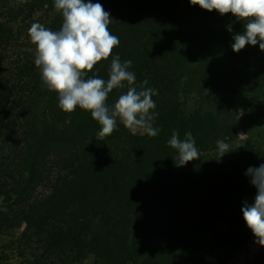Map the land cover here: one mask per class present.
<instances>
[{"label": "rangeland", "instance_id": "374dc122", "mask_svg": "<svg viewBox=\"0 0 264 264\" xmlns=\"http://www.w3.org/2000/svg\"><path fill=\"white\" fill-rule=\"evenodd\" d=\"M168 1L91 0L102 4L112 23L131 30L119 38L124 44L134 45L130 59L140 55L138 60L142 62L144 53L150 59L160 55L170 71L164 77L166 83L158 86L159 101L151 110L158 113L153 126L160 132L155 137L143 131L133 135L117 120L113 133L99 140L101 126L90 112L79 110L83 126L76 130L74 138L80 139L85 160L97 153L111 168L107 173L113 179L124 178L113 191L92 179L77 197L65 201L51 198L54 173L47 164L52 153L42 151L41 171L33 175L34 141L17 137L25 121L17 115L18 101L9 109L0 102V264H264V246L256 242L241 211L245 204L254 202L255 195L253 199L236 201L233 195L238 193L215 190L218 183L211 176L212 172L224 170L231 178L226 185L238 180L243 183L244 179L251 180L245 175L247 168L258 167L259 160L264 161L263 81L250 82L256 97L247 99L243 94L226 96L222 91L228 85L221 78L223 73L233 79L244 74L245 60L264 61V51L259 44L233 51V35L243 34L246 21L236 20L231 13L208 11L191 5L189 0H176L180 11L168 10ZM29 6L33 8L31 16ZM57 13L54 0H0V21L13 20L15 29L14 38L0 44V89L3 68L10 62L35 60L30 26L40 23L50 29ZM150 17L156 19L149 20ZM172 17L176 20L170 24L167 20ZM169 29L172 32L166 36ZM206 51L209 54L204 55ZM258 76L264 80V71ZM126 90L127 86L114 89L107 104L111 107ZM54 103L52 112L69 127L73 125L74 111L57 113ZM173 130H178L180 139L191 132L199 158L189 170L209 186L192 178L190 185L171 184L169 174L179 169L175 164L177 151L167 143ZM217 141L227 143L231 150L220 158ZM154 143L159 145L152 155L168 176L161 177L157 166L141 172L143 175L133 181L134 164ZM72 148L73 145L65 147V154ZM161 183L170 186L148 210L146 196L158 192ZM190 188L196 191L192 196L198 206L203 202L211 206L218 202L217 207L228 205L226 216L217 220L202 215L192 218L191 214L182 219L185 207L180 198ZM98 193L111 197L104 200L100 211H90L93 196ZM173 210L177 216L171 214ZM101 223L113 235L120 233L114 237L116 240L101 251L83 249V238L91 240L95 235L83 228L88 226L95 233ZM123 233L124 242L120 238Z\"/></svg>", "mask_w": 264, "mask_h": 264}, {"label": "trees", "instance_id": "16d2710c", "mask_svg": "<svg viewBox=\"0 0 264 264\" xmlns=\"http://www.w3.org/2000/svg\"><path fill=\"white\" fill-rule=\"evenodd\" d=\"M44 0H38V2L42 3ZM49 1V0H48ZM52 1V0H50ZM168 10H181V7L177 4L176 0H169L165 3ZM29 10L28 15H32V6L27 8ZM27 10V11H28ZM198 10V8H197ZM178 12V11H177ZM144 15V14H143ZM56 19L53 20V24L51 23L50 30L58 31L63 23V17L61 13H57ZM156 17L148 18L149 20H154ZM146 19V16H145ZM176 20V17H172L167 20L168 23L173 24ZM13 20H2L0 21V44H5L11 39L14 38V27L11 25ZM122 25V24H121ZM109 30L113 35H116L120 38L121 34L131 33V30H128L129 27L120 28L119 24H115L110 22ZM48 28V27H46ZM172 29H169L165 32V35H170ZM173 35V34H172ZM134 49L133 44H124L122 42L119 43L118 46L114 47L111 55L106 60H101L94 65L93 69L88 72V76L96 75L99 78L107 80L109 78V68L111 64V60L115 56H119L121 62L130 60L131 66L128 70L135 72L138 77V83L136 86L139 88V85L147 80V85H144L145 88H153L157 90V94L153 95L152 99L154 102H158L157 99L159 95V87L161 84H165L166 81L164 77L169 71V68L162 61L161 56L155 59H150L148 57V53L142 54V62L138 60L139 56L130 59L131 52ZM195 52L193 51V54ZM206 54H209L206 51ZM145 55V56H144ZM203 56H198L199 59L203 58ZM148 57V58H147ZM35 60H24L22 62H10L8 67L3 68L4 72L2 74L1 79V94H0V102L4 104L6 109L13 108L17 105L18 101V116L20 118H24L23 124L20 126V132L18 133V138H32L34 141L35 151L33 152V168L32 174L37 175V172L41 171L42 167V158L41 153L45 149H48V152L52 153V158L47 164V168L51 169L52 173V183L51 187L54 189V192L51 195V198L54 200H67L72 199L73 197H77L81 191V189L89 183L92 179H95L99 185H105L110 187V191H113V187L117 185H121L123 181V177L118 179H113L111 175L107 172L111 171V168L108 169L109 165L107 162L101 160V156L96 154H92L89 160H85L82 155V144L79 138H74L76 135V130L80 129L83 126V122L79 119V113L81 110L78 106L74 110L73 125L69 127L70 124H66L61 121L57 114L52 112L51 105L54 103L53 108L57 113H61V109L58 106V95L54 91H49L47 87L42 83L40 70L35 66ZM264 71V61L253 62L248 59L245 60V70L244 74L236 77L235 79L231 78L227 74H221L222 80H224L225 85H228V88L224 89L222 92L226 96H233L243 94L242 96L247 99H254L256 96L255 90L250 87V82L264 83L258 74ZM85 110H82V112ZM89 119V118H88ZM68 145H73V148L70 153L65 154L64 148ZM159 144L154 143L150 144V147L145 148L141 158L137 161L133 166V181H137V177L143 175V173L148 169V171L154 170L153 167L158 166L159 175L161 177L168 176V174L164 173L162 170V165L159 163V159L155 157L153 151L157 148ZM158 149V148H157ZM43 162V161H42ZM195 159L188 162L186 165L179 166L178 170H173L168 177L172 176L171 184H182L190 185L191 182H188L190 178L193 180L201 181L206 186L208 185L207 181L202 180L200 177L196 178L197 174H193L190 172L189 168L194 164ZM263 160H259V165L263 164ZM161 166V168H160ZM116 167H120L116 165ZM147 173V172H146ZM97 175L94 177L93 175ZM210 175V174H209ZM206 174V176H209ZM212 180L217 182L218 186H216L215 190L219 192H228L230 194L237 192L238 194H232L236 201L241 199H253V195L256 196L257 189L254 185L250 183L249 180H242L243 183L233 182L230 185H226L225 183L231 181L229 174L226 171L212 172L211 173ZM170 185H166L161 183L158 187V192L151 194L149 192L148 197L146 196L148 204V210H151L153 203H157V201L161 200L166 194V190ZM108 191V190H107ZM192 192H196L194 189L190 188L188 191L184 192L181 195V206L185 207V211L182 215V219H186L189 215L192 214V218L202 215L205 218H213V219H223L228 212V205H223L222 207H217L220 203L214 202L211 206L210 202L198 203L192 196ZM102 193V192H101ZM107 193V192H106ZM94 194L92 203L93 210L89 208L90 211L99 210V208L103 207L102 203L105 199H108L111 196H106L107 194ZM254 196V198H255ZM145 197V196H144ZM193 202V205L190 206ZM252 202H249L248 205H251ZM100 211V210H99ZM192 211V212H191ZM196 212L198 214H196ZM171 214L177 216V212L175 210L171 211ZM109 225V224H108ZM86 231L95 234L92 236L91 240H87L86 238L82 240V248L93 249V251H101L104 247H109L112 240L115 241L114 237L118 236L110 233V228L102 223L99 225L97 231L92 233V230L85 226L83 228ZM114 231V230H113ZM104 233L113 236H106ZM118 233V232H117ZM122 233V232H121ZM125 233L120 235L121 241H125ZM113 243V242H112ZM127 246V245H126ZM211 248V247H210ZM134 249V248H133ZM130 255V253H129Z\"/></svg>", "mask_w": 264, "mask_h": 264}, {"label": "clouds", "instance_id": "9594fccd", "mask_svg": "<svg viewBox=\"0 0 264 264\" xmlns=\"http://www.w3.org/2000/svg\"><path fill=\"white\" fill-rule=\"evenodd\" d=\"M191 5L219 14L231 13L236 20L242 21L243 34L233 35L232 49L239 52L246 45H257L264 51V0H189ZM54 8L63 17L58 31L50 30L40 23L29 28V37L35 45V66L39 68L42 83L49 91L58 95V106L72 113L77 106L90 112L91 117L101 126L97 139L104 140L117 127V120L133 135L143 131L149 137L160 132L154 127L158 113L153 95L157 90L145 88L144 80L139 88L136 76L128 69L131 61L121 62L117 55L112 58L107 80L96 75L88 76L94 65L106 60L120 41L109 30L110 13L102 4L91 0H54ZM231 32L232 28L229 26ZM126 82V84H125ZM127 90L119 95L110 107L109 94L117 88ZM177 151L176 166H184L198 159L199 152L191 132L179 138L178 130H173L167 142ZM219 158L231 151L223 141H217ZM218 158V159H219ZM245 175L251 177L250 183L257 189L254 202L245 204L241 211L247 227L252 231L256 242L264 246V164L248 167Z\"/></svg>", "mask_w": 264, "mask_h": 264}]
</instances>
